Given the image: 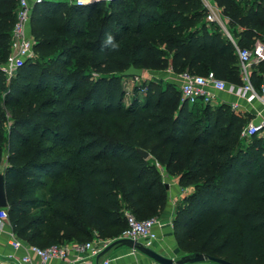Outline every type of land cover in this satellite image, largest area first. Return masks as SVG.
Segmentation results:
<instances>
[{"label": "trees", "instance_id": "obj_1", "mask_svg": "<svg viewBox=\"0 0 264 264\" xmlns=\"http://www.w3.org/2000/svg\"><path fill=\"white\" fill-rule=\"evenodd\" d=\"M213 1L240 49L264 42V0ZM19 2L0 0V66ZM207 16L200 0L34 8L36 56L9 83L0 73V173L17 237L32 246L44 239L43 248L117 242L126 212L160 219L168 201L163 170L188 189L173 218L181 259L264 264V139H242L248 120L229 107L195 120L198 105L184 104L174 84L131 88L123 76L131 67L214 73L242 86L237 47ZM258 72L264 65L254 78Z\"/></svg>", "mask_w": 264, "mask_h": 264}, {"label": "built area", "instance_id": "obj_2", "mask_svg": "<svg viewBox=\"0 0 264 264\" xmlns=\"http://www.w3.org/2000/svg\"><path fill=\"white\" fill-rule=\"evenodd\" d=\"M117 0H20L17 8V18L13 29L12 46L7 61L0 66L7 82L14 80L18 72L24 65L36 56L35 40L31 31V22L34 8L47 2H62L69 5L85 8L96 4H111ZM208 11L207 21L216 24L222 32L237 47L239 56V67L243 80V85L233 86L218 79L214 73L208 75H196L189 72L175 74L171 70L169 82L174 84L182 98V102L190 106L204 105L216 108L220 102L222 94H228L237 98L232 104V111L237 112L241 108V102H245L247 107L253 113V117L241 132V138L252 140L255 137L264 139V73L258 72L260 80L259 86L254 82L256 68L264 65V42L257 41L252 49H240L234 41L229 28L228 21L223 16L222 10L213 0H200ZM145 75V74H144ZM142 79V78H141ZM139 78H132L130 85L141 81ZM130 86V87H131ZM132 88V87H131ZM260 103L262 109L256 108V103ZM184 197L188 193L184 189ZM127 228L122 233L120 240L132 241L144 248L154 250L160 242L158 229L163 227L160 219H151L140 221L130 212H126ZM9 215L7 209L0 210V231L7 227ZM10 245L15 253L24 251L25 254L19 259L20 264H51L54 261L69 262L70 249L66 246H52L49 248H40L32 246L19 237L14 232L10 234ZM114 241H104L96 239L88 243H73L72 249L79 254V261L91 264L92 260L99 256ZM137 250H132L135 254ZM174 261L180 260L177 257H168ZM102 264H112L111 259H105Z\"/></svg>", "mask_w": 264, "mask_h": 264}, {"label": "crops", "instance_id": "obj_3", "mask_svg": "<svg viewBox=\"0 0 264 264\" xmlns=\"http://www.w3.org/2000/svg\"><path fill=\"white\" fill-rule=\"evenodd\" d=\"M169 77V74H167ZM254 82L259 86V78L256 76ZM237 101V98L230 96L228 94H222L220 97V102L216 105L218 107H232V104ZM241 108L239 111L235 112L238 115L246 118L248 122L253 117L252 111L249 110L245 102H241ZM257 109H262L260 103H256ZM232 110V109H231ZM7 164V154L4 156L3 166ZM163 174V181L168 189V201L166 208L164 209L160 220L163 224L162 228L158 229L160 236V242L157 244L155 251L165 257H181V252L178 248L174 230H173V218L175 214L176 207L178 203L184 198V189L179 185L178 179L168 176L165 171L161 170ZM2 174V173H1ZM12 228L9 222L5 230L0 231V264H20L19 259L25 254L24 251L15 253L10 245V234ZM73 243L66 245L70 249L69 262L54 261L51 264H87L84 261H79V254L75 253L72 249ZM105 259H111L112 264H156L153 260L148 258L146 255L137 251L135 254L132 250L127 247H116L111 252H109L103 258L95 259L91 261V264H102ZM210 264V263H207Z\"/></svg>", "mask_w": 264, "mask_h": 264}, {"label": "water", "instance_id": "obj_4", "mask_svg": "<svg viewBox=\"0 0 264 264\" xmlns=\"http://www.w3.org/2000/svg\"><path fill=\"white\" fill-rule=\"evenodd\" d=\"M124 77L126 78H143L144 77V71L142 69H138L135 67H131L129 70H127L124 74ZM185 104V103H184ZM140 155L145 159L148 160L150 158V154L146 151L139 150ZM167 189H169L167 187ZM8 208V201H7V195L5 190V178L0 173V210L1 209H7ZM127 247L131 250H137L141 252L142 254L146 255L148 258L153 260L156 264H231L230 262H227L222 259L213 258L210 256H205L203 254H196L194 256H187L180 260L174 261L171 258L165 257L158 252L144 248L143 246H140L138 244H135L132 241L127 240H120L117 242H114L111 244L100 256L99 259L106 256L109 252H111L116 247Z\"/></svg>", "mask_w": 264, "mask_h": 264}, {"label": "rangeland", "instance_id": "obj_5", "mask_svg": "<svg viewBox=\"0 0 264 264\" xmlns=\"http://www.w3.org/2000/svg\"><path fill=\"white\" fill-rule=\"evenodd\" d=\"M105 12V9L102 11V14ZM152 80H164L166 83L169 82V77L167 76V72L166 73H158V72H148V73H145L144 75V78L135 83V84H132L131 87H135L136 84H138L139 86L143 87V86H147L149 85V83L152 81ZM48 97V95H45V96H39V97H35L36 98V101L38 103H41L43 102L46 98ZM15 109H19V108H15ZM205 109H208V110H211L212 112L215 110V108H211V107H205L203 105H198L197 108L195 109V112H194V119L197 120V119H200V118H203L205 116V113H204V110ZM7 110V116H6V122H8L9 125L12 124L13 122V115L10 113L12 112V110L10 109H6ZM188 190V189H187ZM187 194V193H186ZM179 204V203H178ZM177 208V207H176ZM24 242L27 243V241L23 240ZM93 241V240H92ZM104 241H106V239H104ZM107 241H110V240H107ZM45 244V240H40L38 242H36L34 245L37 246V247H40V248H43Z\"/></svg>", "mask_w": 264, "mask_h": 264}, {"label": "clouds", "instance_id": "obj_6", "mask_svg": "<svg viewBox=\"0 0 264 264\" xmlns=\"http://www.w3.org/2000/svg\"><path fill=\"white\" fill-rule=\"evenodd\" d=\"M107 43H108V44H112V37H111V36L108 37V39H107ZM113 47H115V45H113Z\"/></svg>", "mask_w": 264, "mask_h": 264}]
</instances>
